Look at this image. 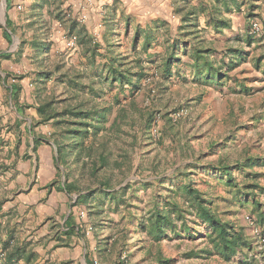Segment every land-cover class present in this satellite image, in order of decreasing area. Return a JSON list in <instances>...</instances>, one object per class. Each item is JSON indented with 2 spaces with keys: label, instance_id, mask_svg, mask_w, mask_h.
<instances>
[{
  "label": "rangeland",
  "instance_id": "rangeland-1",
  "mask_svg": "<svg viewBox=\"0 0 264 264\" xmlns=\"http://www.w3.org/2000/svg\"><path fill=\"white\" fill-rule=\"evenodd\" d=\"M74 1L97 9L91 22L73 18L68 0H0V178L6 198L22 202L0 231L6 257L20 251L10 264H118L122 254L129 264H238L240 256L226 261L212 250L210 228L186 211L185 184L241 227L252 238L248 260L262 261L264 44L239 36L261 16L256 0H168L162 10L153 1L152 18L128 0ZM238 3L246 24L240 15L232 28L211 24L213 10L226 23ZM175 40L180 60L166 74ZM193 48L210 49L208 62L225 76L194 73ZM234 48L244 58L226 69ZM111 63L138 88L112 80ZM45 103L55 114L48 120L37 111ZM77 122H87V137ZM33 156L40 186L31 203ZM222 164L232 166L231 184L212 168ZM157 210L172 211L176 231L153 235ZM69 215L75 229L65 234Z\"/></svg>",
  "mask_w": 264,
  "mask_h": 264
},
{
  "label": "trees",
  "instance_id": "trees-1",
  "mask_svg": "<svg viewBox=\"0 0 264 264\" xmlns=\"http://www.w3.org/2000/svg\"><path fill=\"white\" fill-rule=\"evenodd\" d=\"M8 2V0H7ZM196 8L192 7L189 14H193L196 16ZM214 10L211 12V24L215 28H220L226 25V23L222 20H217L214 14ZM186 18V17H184ZM9 22V21H8ZM6 37H10L8 33L5 32ZM140 35V32L137 30L134 36V40L138 39V36ZM252 35V34H251ZM183 43L182 50H184L185 53V42ZM149 39L148 36L145 38L144 42V48L148 47ZM179 44L178 41H174L172 44L168 45L166 48L167 58L165 57L164 60V72L166 74H170V67L173 62H179L180 58L177 56L179 51ZM210 49H198L193 48L191 52V59H192V67L195 69L196 74H205V78H215L216 80L222 79L223 76H225L224 72H222L221 68L214 69L212 67V64L208 62V55L210 54ZM231 60L227 66L226 69H232L237 65V62H234V57L232 55H237V59L243 58V52L241 50H237L235 53H230ZM258 62V60H257ZM121 65V64H120ZM111 68V75L112 80H118L122 85L125 83L131 84L134 89L138 88V81L137 83H133L131 78H128L127 71L122 70L120 66L117 68L110 64ZM201 70L199 71V69ZM203 69V70H202ZM213 74V75H212ZM140 76H138L139 78ZM17 89L18 86L16 84L10 85L11 90V96L12 98H17ZM51 104L45 103L43 105H40L37 108L38 113L41 115V117L44 120H48L52 117H55V114H50ZM77 113H83V112H74L73 115H77ZM85 117H90L92 115V112L89 111L87 114H84ZM99 121V120H98ZM78 127L80 131V137H87L88 136V130L86 128L87 122H77ZM99 127H95L94 129L97 130ZM82 141V140H81ZM248 163L244 164H237L243 167H247L251 165L252 162L251 158H248ZM250 163V164H249ZM215 169V173L219 172L225 175L226 182L231 184L234 181V177L232 175V166L228 164H222L219 166L212 167ZM234 168V167H233ZM182 190L185 195L184 204L188 206V209L186 211H189V213H194L195 217L199 219V221L203 224H206L207 227L210 228V233L207 234L208 237H210L212 242V250L215 251L216 254H218L220 257L225 259L226 261H231L237 256L241 257L242 259L239 260L238 264H254L252 259L249 261L247 255V251L253 250V243L252 238L245 234L243 229L241 227H235L232 223L228 221H223L218 214L215 212L213 207L211 206V201H207L202 192L196 188L193 187L191 184H185L182 186ZM65 188V186H64ZM66 189V188H65ZM247 193V191H246ZM249 193V192H248ZM247 193V194H248ZM185 210H180V214L178 216H183L182 214L186 212ZM259 221L263 224V231L261 233L264 234V213L259 214ZM64 225L66 229L64 230L65 234H70L74 231V223L72 221V218L70 215L65 219ZM170 227L172 231H176V227L174 226L173 218H172V211H163V210H157L156 211V220L152 223L151 231L153 232V235H159V233H162L165 231L166 227ZM79 229H77L78 231ZM261 253V259L262 261H257L256 264H264V246L260 250ZM20 255V251L10 252L8 253L7 257H5V264L11 263V257ZM27 259V258H26Z\"/></svg>",
  "mask_w": 264,
  "mask_h": 264
},
{
  "label": "crops",
  "instance_id": "crops-1",
  "mask_svg": "<svg viewBox=\"0 0 264 264\" xmlns=\"http://www.w3.org/2000/svg\"><path fill=\"white\" fill-rule=\"evenodd\" d=\"M69 1V7H70V12H71V16L74 18L76 16V19L78 20L80 15H81V18L84 19V21L88 22L91 20L90 19V16H93L95 15V12H96V8H92V7H86L85 9L84 8H81L80 7V4H77L74 0H68ZM93 1H96V0H93ZM135 0H128V2H131V4H129V7L131 9H136L137 11L141 10L140 12L144 11V12H151L150 15H151V18H152V11L153 10H158L157 7L154 6V3H152L153 1L154 2H160V4L162 3L163 5V8L162 9H166L167 6H168V0H136V3L137 4H133ZM255 4V10H254V13L256 14H259L260 13V18H258V21L260 22L261 26H262V33L259 35V36H250V32H249V29H248V32H246L245 30L241 31L239 36H240V39H241V42L244 43V41H249L250 37L254 40H257L258 44L260 43H263L264 44V0H256L254 2ZM72 4V5H71ZM240 3L237 4V8L236 9H230V14L229 15H226L227 18L225 19L226 21V26H229V27H233V24H235V21L237 18L238 15V18H237V21L238 22H242L246 24V19H245V10H244V7L243 5L242 6H239ZM81 9H84V10H80ZM156 8V9H155ZM83 12H85L83 14ZM162 13V11H161ZM164 14L162 13L160 16H163ZM166 15V14H165ZM142 20H145L147 19V16H144V17H140ZM240 18V19H239ZM137 18H136V22H137ZM257 20V19H256ZM91 22V21H90ZM242 23V24H243ZM246 33H248L246 35ZM250 36V37H249ZM259 38V39H258ZM237 50H241L243 52V58H244V55H245V52L242 50V49H238V48H234L233 50H230V52L233 54L235 53ZM234 57V62H237L238 64V61H240L241 59L239 60H235L237 59V55H232ZM259 62L260 60V57L258 58ZM230 60H231V55H230ZM256 62L257 60L255 61V66H256ZM237 66V65H236ZM262 71L264 72V68H262ZM33 161H32V177L29 179V184H28V187H30L31 191H32V194H31V197H32V200L30 201L31 203H34V197L37 196L38 194L36 193L37 190H38V187L40 186V183L37 182V179H33V176L35 174V165H36V162H35V156H33ZM22 175V174H20ZM2 181H4V178H0V202L2 203V199L5 198L6 201L3 202V204L0 206V231L2 232V229L3 227H5V225L7 224L8 222V219H10L12 216H14L11 220H15V209H16V212L19 210V208L22 206V202H21V199L20 198H14V199H8L6 198L7 197V193L9 191V186L6 185V182L4 183V185L2 184ZM34 181V183L31 185V183ZM36 181V183H35ZM4 187V189H3ZM12 186H10L11 188ZM5 194V195H4ZM29 202V201H28ZM63 206V205H62ZM62 207H61V212H62ZM5 231H7V229H5Z\"/></svg>",
  "mask_w": 264,
  "mask_h": 264
},
{
  "label": "built area",
  "instance_id": "built-area-1",
  "mask_svg": "<svg viewBox=\"0 0 264 264\" xmlns=\"http://www.w3.org/2000/svg\"><path fill=\"white\" fill-rule=\"evenodd\" d=\"M250 31H251L250 33L253 36H259L262 33V26L258 20L254 19L251 21ZM75 43H76V37L71 36L67 42V45L70 47H74ZM184 112H185V110H180L178 112L171 113L170 116L172 117V119H176V118L184 115ZM83 215H84V212L81 211L80 216H83ZM249 223L251 224V222H249ZM5 257H6V254H5L4 250H2V248L0 247V264H3ZM118 264H129L128 260H127V256L125 254H122L120 256Z\"/></svg>",
  "mask_w": 264,
  "mask_h": 264
},
{
  "label": "water",
  "instance_id": "water-1",
  "mask_svg": "<svg viewBox=\"0 0 264 264\" xmlns=\"http://www.w3.org/2000/svg\"><path fill=\"white\" fill-rule=\"evenodd\" d=\"M3 6H5L6 5V3H5V0H3ZM4 9V11H5V8H3ZM4 18H5V15H4Z\"/></svg>",
  "mask_w": 264,
  "mask_h": 264
}]
</instances>
